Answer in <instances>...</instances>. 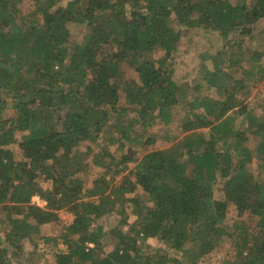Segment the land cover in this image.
<instances>
[{
	"label": "trees",
	"instance_id": "16d2710c",
	"mask_svg": "<svg viewBox=\"0 0 264 264\" xmlns=\"http://www.w3.org/2000/svg\"><path fill=\"white\" fill-rule=\"evenodd\" d=\"M18 1L0 0V205L7 243L0 264H8L10 248L21 253L22 242H33L32 221L58 223L61 210L71 212L73 221L60 232L64 249L53 253L55 264H198L224 239L232 240L233 264H264V107L260 114L247 110L244 130H236L234 116L245 104L239 94L253 73L231 86L229 71L240 60H225L223 68L199 53L200 60L213 62L197 74L216 91L213 98L199 94L200 84L179 85L174 67L185 31L224 40L234 31L250 33L264 19V0H69L64 8V0H36L28 17ZM70 23L87 31L74 46ZM259 34L264 37V28ZM159 46V59L142 61ZM105 47L115 51L104 53ZM124 64L138 81L124 79ZM257 65L262 82L264 66ZM122 100L127 107L119 105ZM9 101L12 116L2 119ZM179 106L189 109L181 126L185 136L170 149L139 158L136 148L149 128L170 126ZM110 126L118 138L108 145L121 146L123 153L118 162L107 149L103 154L123 171L135 166L119 186L101 177L88 187L76 176L90 167L92 152L80 151V144ZM248 134L259 139L254 151ZM255 161L258 172L249 169ZM40 177L51 187L40 186ZM218 179L224 181L223 200L214 195ZM34 196L46 205L33 203ZM230 203L239 217L255 218V227L243 220L230 225ZM130 214L137 217L133 224ZM115 215L120 220L111 234L118 244L101 251L108 233L98 222ZM150 239L174 255H161V248L146 245Z\"/></svg>",
	"mask_w": 264,
	"mask_h": 264
},
{
	"label": "rangeland",
	"instance_id": "374dc122",
	"mask_svg": "<svg viewBox=\"0 0 264 264\" xmlns=\"http://www.w3.org/2000/svg\"><path fill=\"white\" fill-rule=\"evenodd\" d=\"M69 0H64L60 4V8H64ZM232 4H241L245 0H229ZM37 3L36 0H19L17 2V7L20 9L22 15L31 16L35 9ZM57 8L54 9V11ZM70 30V45H76L80 41H82L87 31L84 29L83 25L70 23L68 25ZM264 28V19L260 20L255 27L251 30L250 33H242L241 30L234 31L231 34L229 39H222L216 35H211L207 32L202 33H190L185 31L184 36L185 39L181 41L179 45V49L175 54L174 58V67H175V79L179 85H186L194 87V85L200 84L201 91L199 94L203 96H211L216 98V91L213 88H210L204 81L197 80V74L201 66L205 65L207 67H212L213 62L210 60L202 61L200 60L199 53H207L211 57H215L223 68H225V60L226 63L230 58L239 59L240 64L237 67H233L229 71V75L231 80L229 81L232 86L235 80L248 79L246 72H252L253 77L250 80H247L245 88L240 92L239 96L245 100V104L243 108L237 109L234 112V116L236 118V130H244L247 126L245 121V114L247 110L254 111L255 114L261 113V108L264 107V81L257 82V75H259V66H264V37H262L260 33L261 29ZM18 30V29H16ZM113 47H105L104 53H112L114 52ZM260 54L261 60L260 62H255L252 58L256 57ZM163 55V50L161 47H157L156 50L152 53L147 54L146 57L142 59L148 61H156ZM122 70L124 72V79L128 82L138 81V75L136 72L127 64L122 66ZM257 74V75H256ZM226 86V82L224 83ZM189 89V88H188ZM192 94V93H191ZM196 96V95H194ZM5 97V95H4ZM192 100V99H190ZM120 106L127 107L126 102L124 100L119 104ZM189 109L186 106H179L174 110V121L170 126H162L155 125L152 128H149L148 133L144 136V139L140 143V145L136 148V153L139 158H142L145 154L155 151V150H163L170 149L175 146L185 135L182 132L181 126L184 119L187 116V111ZM243 110V112H242ZM133 115V114H132ZM12 116V106L9 101V105L6 110L2 113V119H9ZM118 138V132L114 129L113 126L108 127V129L100 135L98 139H91L87 142L80 144V151L86 152L90 150L92 153L87 157V161L90 164V167L82 172L77 174L80 180L84 182V184L88 187H91L93 182L96 179L101 177H105L106 180L112 186H119V184L123 181L124 175L131 170L135 164H129V168L127 171H123L120 166H116L115 164L111 165V160L107 156L103 154L102 149H107L110 154L114 155L117 162L121 159V155L123 153V149L119 145H111L109 146V140H113ZM152 138L154 139L153 143L147 144L146 140ZM249 145L251 150H255L259 143V139L252 134H248ZM128 145L125 147V151L128 150ZM11 149L16 153L18 160H23V153L19 149L18 145L11 146ZM97 155L100 156L99 159L104 160L106 165L109 167H104L98 163H96ZM250 171H257V161L249 166ZM40 186L44 189L50 188L51 183L44 181L43 178L40 177L39 181ZM214 195L216 200H223V188L224 181L222 179H218L214 185ZM141 192V190H140ZM129 197H132L131 195ZM35 198H39L38 196L33 197V203L44 207L46 203H44L40 198L36 200ZM150 206V205H149ZM229 214H228V222L229 224H233L235 221H245L247 224L254 228L257 221L253 218L249 213H246L242 217L238 216V213L232 203L229 206ZM5 212L0 205V248L3 246H7L5 233L6 226L1 224V219L4 216ZM59 222L51 223L46 225H37L36 222L32 221V233L34 235L33 242L28 240L21 243V253L13 249H9L8 256H6V262L8 264H55L53 259V253H56L60 249H64L59 236L62 229L70 224L73 221V214L67 210H61L58 212ZM120 217L115 215L111 220L101 219L98 223L103 224L105 226V230L108 235L102 240L99 246V250L101 251H111L117 244L118 241L115 240L111 234L114 227L117 225ZM137 220V217L130 214L129 223L133 224ZM124 232H128V228H124ZM58 243V244H57ZM139 244H142L139 241ZM150 245L153 248H161V255H166L165 253L168 248H166L160 241L157 239H150L146 245ZM192 248L188 246V251ZM169 254H173V252L169 251ZM190 255V251L187 253ZM180 257V256H179ZM182 261L183 258H180ZM235 260V250L232 246V240L224 239L219 241L216 245V249L214 252L210 253L206 257H204L198 264H233ZM185 264L186 261H183ZM173 264V263H170Z\"/></svg>",
	"mask_w": 264,
	"mask_h": 264
},
{
	"label": "built area",
	"instance_id": "2783aa9c",
	"mask_svg": "<svg viewBox=\"0 0 264 264\" xmlns=\"http://www.w3.org/2000/svg\"><path fill=\"white\" fill-rule=\"evenodd\" d=\"M36 200H39V198H35Z\"/></svg>",
	"mask_w": 264,
	"mask_h": 264
}]
</instances>
